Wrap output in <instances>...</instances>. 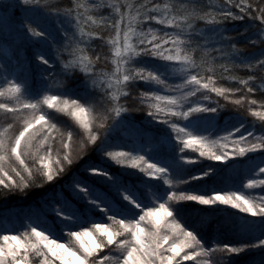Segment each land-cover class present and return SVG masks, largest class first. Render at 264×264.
<instances>
[{
    "label": "snow or ice",
    "instance_id": "6c2138e0",
    "mask_svg": "<svg viewBox=\"0 0 264 264\" xmlns=\"http://www.w3.org/2000/svg\"><path fill=\"white\" fill-rule=\"evenodd\" d=\"M17 10L16 35L38 45L43 83L0 81V196L70 176L26 224L0 226V264H241L264 254V0H0V23ZM228 104L235 112L221 126ZM117 132L128 150H115ZM203 161L222 162L235 182L218 187L222 169ZM221 205L260 218L229 213L246 239L206 238Z\"/></svg>",
    "mask_w": 264,
    "mask_h": 264
},
{
    "label": "trees",
    "instance_id": "16d2710c",
    "mask_svg": "<svg viewBox=\"0 0 264 264\" xmlns=\"http://www.w3.org/2000/svg\"><path fill=\"white\" fill-rule=\"evenodd\" d=\"M57 2H66V0H57ZM207 2V0H205ZM20 16L19 10H17L13 15H11L10 19L5 23H0V81L3 80L5 76H9L11 72V60L12 57L16 58L18 53H22L26 56V63L24 66V69L19 72L17 76H27L30 85H32L34 88H39L42 86L43 81L41 80V73L43 72V67H41L38 64V61H36L34 57V51L37 48V44L34 41L25 40L23 37H18L16 35V30L20 22ZM246 22H236L235 24H232V22H229L230 29H241L243 28V25ZM58 25L52 24L51 30L53 32V35L56 36V39L58 41L61 40L62 34L57 33ZM230 35L235 36L237 33L235 30H231ZM109 34L106 32L105 37L107 39V36ZM246 41L243 38L238 39V47L241 49H245ZM93 47L97 48V50H100L101 42L95 41L93 43ZM5 50H9L8 55L6 56L4 54ZM23 52H20V51ZM251 47L247 48L246 51L251 52ZM19 51V52H18ZM103 51L105 53L109 52L108 46L105 44L103 46ZM105 70H110L111 65L110 64H104L102 65ZM237 76H245L246 73L243 70L236 71L234 73ZM10 78V77H9ZM78 83V79H73V84ZM217 86H223V87H238V85L235 83V81H228V80H222L217 79ZM141 90H146V86L143 84V82H140L137 89L134 90V92L138 95V92ZM239 93L237 94V96ZM213 99H221V103H226L223 101L222 98L215 97V94H212ZM259 98V94H257L256 97ZM134 101L129 100V104H133ZM53 111V110H49ZM235 112L234 106L231 104L227 105V108L224 112L221 113L222 119L220 121V125H223V118H226L228 115L233 114ZM58 116H61L64 120H68L69 123H71L70 118L63 116V114H57ZM132 116L134 117L136 123L140 124L145 121V114L143 112H133ZM247 119L251 120V117H247ZM4 122V117L2 114H0V123ZM250 127V125H249ZM156 131H159V128H155ZM204 135H209V133H203ZM223 132H218L216 134H213L211 136L212 139L216 138V135H223ZM174 135V134H173ZM111 139L117 143L120 144L122 147L115 149V150H128V148L131 147L132 141L126 137L123 136L122 133H114ZM56 148H59V143L55 145ZM188 152H192L191 149L187 150ZM198 153H193L194 157H198ZM89 157L93 160V162H96L99 158V154L96 152H90ZM203 160V158H201ZM204 164H212L213 166H217L221 168L220 175L217 177L216 184L218 187H224L227 185H230L231 183L235 182L233 178L231 177L229 170L227 168L223 167L222 162L217 161H203ZM232 162L230 161L229 164ZM236 165L243 169L247 163V158H236L235 161ZM78 170V169H77ZM111 170L115 172L117 175L120 174L121 166L115 165L114 163L111 164ZM137 169H128V174L126 178L128 179H135V176L131 175V173L137 172ZM70 176V174H69ZM69 176H65L64 180H67ZM64 180H61L59 183L54 185H45L43 187H34L30 190H28L26 193H13L7 196H0V226L3 225V222H11L16 223L18 226H21V224L27 223V217L33 213H38L42 210V206L44 205V201L48 199L54 192V190H59L60 186L64 183ZM192 203V202H190ZM193 207L196 210H199L200 208L204 206H198L194 205ZM219 211H214L209 215V221L208 227L206 228L207 237L206 238H217L221 239L226 242H236L241 239H246V237L241 236L236 229H234L230 224L227 223L229 213H236V215L244 217L247 216L250 220H254L257 223L259 222V217H251L250 215H245L244 213H239L236 209L228 208L227 206H220ZM49 223H51V219L49 218ZM17 228V227H15ZM262 254L259 250H252L247 252L246 254L241 255V264H260V259L262 257Z\"/></svg>",
    "mask_w": 264,
    "mask_h": 264
},
{
    "label": "rangeland",
    "instance_id": "374dc122",
    "mask_svg": "<svg viewBox=\"0 0 264 264\" xmlns=\"http://www.w3.org/2000/svg\"><path fill=\"white\" fill-rule=\"evenodd\" d=\"M8 52H9V50L8 51L5 50L4 51V54L7 56L8 55ZM20 52H23V51L21 50ZM10 60H11L10 61L11 62V72H10L9 77L11 78L12 76H17L19 74V72H21V70L24 69V66H25V63H26V56L24 54H22V53H18V55H17L16 58L15 57L14 58L12 57V59H10ZM169 82L170 83H178L179 80L173 78ZM245 215H250V214H245ZM5 225L7 226V228L9 230H11V229H13L15 227L20 228V226H18L16 223H11V222L4 221L2 226H5ZM84 239L87 242L88 238L85 237Z\"/></svg>",
    "mask_w": 264,
    "mask_h": 264
}]
</instances>
